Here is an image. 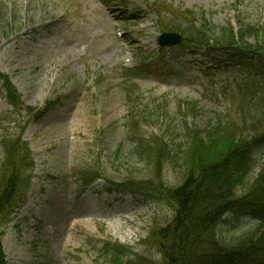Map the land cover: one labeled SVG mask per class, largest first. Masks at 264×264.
Returning <instances> with one entry per match:
<instances>
[{
    "label": "rangeland",
    "instance_id": "rangeland-1",
    "mask_svg": "<svg viewBox=\"0 0 264 264\" xmlns=\"http://www.w3.org/2000/svg\"><path fill=\"white\" fill-rule=\"evenodd\" d=\"M164 1L174 9L203 13L215 38L228 24L264 27V0ZM153 2L0 0V73L10 78L26 105L42 110L55 103L24 133L34 155L35 179L24 207L5 229L8 264H107L101 250L108 240L160 261L157 250L142 241L152 227L171 219L170 209L106 194L102 181L80 195L78 174L94 168L111 181L146 178L149 166L135 151L136 138L161 136L179 145L187 127L204 129L217 117L222 125L245 118L247 126V111L243 115L235 103V83L243 75L240 60L204 53L193 59L174 49L165 53L171 59L165 71L137 76L123 71V52L128 51L133 66L157 48ZM138 12L144 14L138 17ZM244 42L260 44L254 36ZM243 55L248 62L251 56ZM189 103L198 112L191 113ZM10 110L0 94V129L11 119ZM255 117L252 123L262 114ZM251 157L252 179L264 167V143ZM163 180L175 186L180 179L168 166ZM250 226L247 220L231 221L220 233L231 244Z\"/></svg>",
    "mask_w": 264,
    "mask_h": 264
},
{
    "label": "trees",
    "instance_id": "trees-1",
    "mask_svg": "<svg viewBox=\"0 0 264 264\" xmlns=\"http://www.w3.org/2000/svg\"><path fill=\"white\" fill-rule=\"evenodd\" d=\"M176 25L170 24L162 29L181 27ZM202 29L195 32L191 25L182 28L185 43L195 48H209L208 29L205 26ZM220 31L219 38L214 40V49L240 50L252 55L247 62L250 75L238 88L240 112L244 115L247 111V138L243 136L245 118L243 123L230 121L221 125L217 121L204 129L196 126L186 129L181 145L169 144L164 137L136 138L135 151L140 157L144 156L149 166L150 174L146 178L116 182L93 168L80 173L78 177L85 190L97 180H103L109 194L162 203L172 213L164 226L152 227L148 237L142 241V244L157 250L160 261L139 255L118 241L108 240L103 242L101 250L107 264H264V167L254 178H248L252 169L251 151L264 143V132H258L260 127H264V98L258 97L264 90V29L241 27L240 46L234 42L231 27ZM260 34L263 42L260 46L243 41L246 36L258 38ZM155 58L159 59L157 55ZM0 88L15 116L1 125L0 229H5L24 206L35 178L34 156L23 139L25 128L29 121L42 119L52 104L48 103L42 111L24 106L9 79L2 74ZM257 112L262 114L261 122L252 123L257 119ZM256 125H259L258 129ZM253 132L256 135L252 136ZM168 166L178 172L180 180L175 186H169L163 180ZM229 215L234 218L248 215L257 224L237 242L227 244L218 230L227 224ZM3 236L2 230L0 264H7L1 243Z\"/></svg>",
    "mask_w": 264,
    "mask_h": 264
},
{
    "label": "water",
    "instance_id": "water-1",
    "mask_svg": "<svg viewBox=\"0 0 264 264\" xmlns=\"http://www.w3.org/2000/svg\"><path fill=\"white\" fill-rule=\"evenodd\" d=\"M180 42V38L177 35H171L164 37L160 40L161 46H172L178 44Z\"/></svg>",
    "mask_w": 264,
    "mask_h": 264
}]
</instances>
